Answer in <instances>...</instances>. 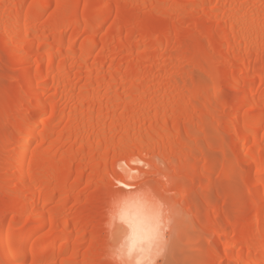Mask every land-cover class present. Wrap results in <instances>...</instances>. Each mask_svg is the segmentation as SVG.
I'll return each instance as SVG.
<instances>
[{"label":"rangeland","instance_id":"1","mask_svg":"<svg viewBox=\"0 0 264 264\" xmlns=\"http://www.w3.org/2000/svg\"><path fill=\"white\" fill-rule=\"evenodd\" d=\"M16 1L19 0H0L2 21ZM35 1L39 2L23 0L22 14H26L29 21L31 19V24L39 26L36 44L46 58L55 56L54 70L49 72L58 74L59 79L54 75V79L40 87L37 86L42 82L40 75L35 76L32 87L38 88L42 100L51 103L53 108L49 106L51 109L48 107L39 117L34 139L17 146L18 131L9 125L16 121L17 115H28L24 110V78L34 67L35 59L26 62L13 59L14 50L21 53L24 50L15 49L18 47L10 45L0 32V238L9 224L12 225L11 234H21L26 228L39 225L35 206L44 209L46 219L56 225L51 228L47 224L41 231L30 234L37 242L28 247L31 255L26 259L22 257L21 260L19 256L5 262L0 251V264H63L64 261L68 264H107L102 227L106 202L114 188H128L131 184L126 182L140 177H146L158 190L165 189L167 199L179 206L167 264L248 263L254 255L256 236L261 233L252 225L254 216L257 211L264 214V202L252 201V193L255 183L264 181V172L255 173L253 181L245 182L242 178L246 167L243 157L249 156L252 142L238 144L241 158L233 139L235 132L228 125L233 104L242 94L234 82L235 77L242 81L249 79L246 77L248 71L245 73L241 67L243 59L249 62L248 76L257 73L260 59H264V35L261 48L246 47L244 52L237 54L232 49L239 42H234L235 34L228 33L225 26L231 23L232 12L235 14L240 9L248 17L255 15L253 11L261 14L259 18L264 27V0H237V3L228 0H40L46 4L45 8L32 22L31 8ZM222 6L226 7L225 11ZM100 7H104L107 20L95 31L92 24ZM65 8H69L72 15L88 10L92 13L77 21L62 23L59 20ZM50 21L53 26L45 29V24ZM88 26L92 30H87ZM65 30L69 37L74 36L72 49L63 44ZM167 34L171 38L162 42V37ZM177 35L178 39L174 38ZM88 43L94 45L93 50L85 49ZM7 45L12 47H9L10 51ZM139 64L142 76H135L137 70L125 76L129 68L135 65L138 68ZM115 72L126 74L112 78L111 74ZM158 74L163 77L156 79ZM253 86L255 97L264 102V79H256ZM82 98L86 100L83 102ZM166 102L170 104L169 110L161 109ZM206 105L211 109L204 110ZM52 112H56V116ZM251 113V105H243L239 122L243 123V117ZM157 116L176 118L180 138L174 129L162 128L154 138L155 142L144 144L143 149L131 144L134 138L135 141L147 138L146 127ZM133 117L138 119L135 121ZM128 120L133 125L130 126ZM261 124L257 133L262 138L264 116ZM86 128L93 135L96 131H105L106 135H111L113 143L127 135L129 146L115 150L112 141H108L97 148L93 135L86 144L79 137L87 132ZM168 137L171 140L178 137L179 143L164 149L162 140ZM28 146L27 163L40 151H55L54 165L62 167L55 175L64 185L49 181V176L41 181H31L33 202L25 204L22 193L16 191L17 180L11 176ZM124 151L133 153L134 157L125 156ZM131 166L134 169L132 176H127L125 171ZM47 168V161H42L37 170ZM80 171L83 177L78 179ZM215 217L220 220L219 227L211 221ZM65 218L73 220L66 225ZM245 228L249 243L238 240ZM64 229L67 234L60 236ZM47 236L53 238L51 248L42 260L35 261L33 255ZM215 237L224 241L217 245V252L211 242ZM225 241L229 246H225ZM26 242V239L20 240L13 251L23 249ZM66 244L69 248L63 247ZM73 245L77 247L73 248ZM239 250L242 252L240 261L229 262L231 252Z\"/></svg>","mask_w":264,"mask_h":264},{"label":"bare ground","instance_id":"2","mask_svg":"<svg viewBox=\"0 0 264 264\" xmlns=\"http://www.w3.org/2000/svg\"><path fill=\"white\" fill-rule=\"evenodd\" d=\"M51 1L58 2L59 0H51ZM51 1H49V2H51ZM228 1L229 2L230 1L231 2L232 1H236V3H237V0H228ZM22 5H23V0H19L18 2L16 1L15 4H13V6L11 7V11L9 12V14L8 15L6 14L7 17L5 19L3 17L4 21H2V19H0L1 20L0 21V32L2 33L4 39L7 40V41H9L8 43H10V45H13L14 47H18V48H15V49H18L19 50V48L20 49L22 48L24 50V53H21L19 51L18 52H15V50H14V53L13 52H12L13 54L11 53L12 54V58L15 59V60H21V61H24V62L29 61L32 58L35 59V61L33 63L34 67L25 75V78H24V83L26 85V97H25V99H26V104H25L26 107L25 108L26 109H24V110H26V113L28 112V115L26 114L27 115L26 117L23 116V115H22L23 117L21 115H19V116L17 115L16 121H14L11 125H9L11 127V129L18 131L17 132V135H16V139H15V143H16L17 146H23L24 144H26L25 143L26 140H28L30 138L32 139V137L34 136L35 129L40 124V118L39 117L41 115H43L44 111L49 106L51 107V103L48 104V102L46 103L45 100H42L43 99L41 97L42 96L41 95L42 92H40L38 90V88H33L32 87V82H33L35 76H37V74L40 75V78H41L40 80L42 82H41V84H39L37 86H40L41 85L40 87H43V86H45V83H47V84L49 83L48 81L50 79H54L53 76L56 75V73L53 75V72H52V75H51L50 72H49V71L54 70L55 63H56L55 56L53 55V57L46 58L45 57V53L40 49L39 45L36 44V38H37L36 35H37V32H39L38 31L39 30V26L36 23L31 24L30 23L31 19L29 21V19L27 18V16H25L26 14L25 15L22 14V10H21L22 7H23ZM45 5L46 4H43L42 1H40V0H39V2H36L35 1V3L33 4L32 8H31V11H32L33 16L35 18V19L34 18L32 19L33 20L32 22H34V20L36 21L37 18L39 16H41V14H42V12H43V10L45 8ZM260 7H262V6H260ZM225 8L223 7V10ZM104 11H105L104 7H100V9L98 10V17H97L95 23L92 24V29H95V31H98L101 28V25L104 24L106 22V20H107V18L104 16ZM258 11L259 10H257V12ZM253 12H255V15H254ZM253 12H252L253 15L252 16L250 15L249 17L246 14H244L243 11L241 12L240 9L237 10V12H234L235 14H233V12H232V15H234V17L231 18V23L226 24L228 26H225L226 30H228V33L230 31V33L231 32L233 33L232 35L235 34L236 38H234L235 39L234 42H236V40H237V42H239L238 44L235 43L236 45L233 44V45H235V47H234V49H232V52L234 51L236 53L237 52L238 53L239 52L242 53L247 48H255V49L261 48V44H262L261 43V40H262L263 35H264V27H263V24L261 23L260 18H259L261 14L260 15L258 14L259 15L258 16L256 14V11H253ZM91 13H92V10H88V11H82L81 14H79V15H77V14L76 15H74V14L72 15L71 12H69V8H65L63 10V12H62V15L60 17L61 19L59 21L62 22V23L73 22V21H77V19H80L82 17L83 18L84 17H87ZM223 15H224V13H223ZM224 16L226 17L227 15H224ZM228 20L230 21V18H228ZM28 21H29V23L31 25L28 24ZM229 21H227V22H229ZM93 25H94L95 28L93 27ZM52 26H53V22L50 21V22H47V24H45L44 28L46 29V28H50ZM92 29H91V26H88L87 27V30H92ZM66 32H67V30H65L64 33L62 34L63 44L69 45L68 49H72L73 46H74V40H75L74 39V36L73 37H69L66 34ZM178 37L179 36L177 35L174 38L178 39ZM169 38H171V36L169 37V35L167 34V35L163 36L161 40H163L162 42H164V40L167 41V39H169ZM92 43H94V42H92ZM92 43H90V44H92ZM242 44H244L246 46L243 47ZM10 45H7L8 46V50L10 48L12 49V47ZM88 45H89V43H88ZM160 45H161V43H160ZM93 46H94L93 44H92V46H90V45L87 46V44H86V48L85 49H88L87 47H89V50H91V49L93 50ZM209 47L211 48L212 45L210 44ZM85 51H86V53L85 52L84 53L87 54L88 53L87 50H85ZM67 52H70V51H67ZM49 56H51V55H49ZM84 58H86V57H84ZM34 59H32V60H34ZM242 63H243V65H241V67L243 66L242 69H243V71H245V73H246V71H248L246 73L247 76H246V74H245V76L247 78H249V79L246 80L244 78L245 81L244 80L242 81L240 79L242 81L241 82L239 80V77H237V76L235 77L234 82L241 88L242 94H241V97L239 98V100L236 101L233 104L234 107H233V110H232V113H231V117H230L231 122H229L230 124L228 123L229 124L228 127H231L233 129V131L235 132V135H234V138L233 139H234L235 144L237 143V148H236L237 150L236 151H237V154L239 156H241V158L243 157V155H241V151H240V148H238V144L240 142H244V141L245 142H250V143L252 142V146L253 147L251 148V150L249 152V156L248 157H245V156L243 157V160H244L243 162H245V166L246 167L244 168V171H243V174H242V178L245 180V182H250V181H253L255 179V176H254L255 173H259V172H262V171L264 172V143H263L264 142L263 141V138L264 137L263 136H262V138L259 137L258 136V133H257V130L261 129V127H262L261 119L264 116V102H260L259 99H257L255 97V94L253 92V89H254L253 88L254 87L253 85H254V82L256 81V79H258V78L264 79V59L263 58L260 59V64L256 68L257 73L256 74H251V77H249L250 76V73H249L250 70H248V67H249L248 60L247 59H243V62ZM137 66L138 65H135L134 67L129 68L127 70V74L125 73L126 75L125 74L124 75L127 76L129 74L134 73V71L137 70L138 72L135 73L137 75H135V74L134 75L136 77L140 76L141 75L140 74V69L142 68V66L140 65L138 68H137ZM45 69H47L48 73H47V71L45 72ZM64 71H66V68H65ZM64 71H61V72H64ZM44 72H45V74H44ZM64 73H67V72H64ZM248 73H249V76H248ZM142 74H144V73H142ZM57 75H56V79H59V77H58L59 75L58 76ZM111 75H112L111 76L112 78H116V79L119 78L120 76H124V75L119 74L118 72H115V73H113ZM158 75L159 76H157L156 79H158L160 77H163L162 74L161 75L158 74ZM64 76H65V74H64ZM64 76H63V78H64ZM100 77H101V74H100ZM154 77H156V76H154ZM99 78H96V79H99ZM94 79H95V76H94ZM139 79H140V77H139ZM57 81H56V84H57ZM53 82H54V80H53ZM62 82H63V79H62ZM93 82H94V80H93ZM64 84L65 83H63V85ZM93 86H94V84H93ZM58 87H59V85H58ZM85 100H86V98H82V101L83 102ZM245 104L251 105V107H252V113L249 116H247V117H243V119H242L243 120V123H242V121L239 122V114H240L241 107L243 105H245ZM52 106H54V105H52ZM101 106H103V105H101ZM50 107H49V109L53 108V107H51V108ZM161 107H162L161 109H163V110H165V109H168L169 110L170 104H168L166 102V103L162 104ZM54 109L56 111V108H54ZM210 109H211V106L210 105H206L204 107V110H206V111L207 110H210ZM55 113L56 112H54V113L52 112L53 116H56V115H54ZM18 114H20L19 111H18ZM163 114H164V111H163ZM164 116L163 117H158L157 116L154 120H150L151 121V124L148 125V127H146L147 128L146 129L147 132L145 133V135H147V138L146 139H143V138L141 139L140 138V139H137L136 141H135V138H134V141H132L133 143H131V144H134L137 148L138 147H142V149H143V145L144 144H145V146H147L146 143L147 144L148 143H151L152 141H154V138L155 137L157 138V133L161 132L162 128H163V130L164 129H167V128L168 129H170V128L174 129L175 131L174 130L173 131L179 137V133H180L179 129L180 128H179V126H178V124L176 122V118L172 119V118L164 117ZM142 117H141V119L143 120ZM103 118L104 117L102 116V119ZM136 118L138 119V117H136ZM137 119H135V121ZM129 122H131V121H129ZM129 124H128V126H129ZM41 125H42V123H41ZM95 125H97V124H95ZM95 125H94V127L96 128ZM98 125H99V123H98ZM112 125L114 126V124H112ZM131 125H133L132 122H131L130 126ZM134 126L136 127L135 124H134ZM90 127H93V126H90ZM102 127H104V126H102ZM110 128H112V126ZM263 129H264V127H263ZM98 130H100V129L98 128ZM110 130H113V129H110ZM86 131H87V128H86ZM89 131H90V129L87 132H83L81 135L79 134V137H81V139L85 143L86 142L87 143L90 142V140L92 138V135L93 134H90ZM128 131H129V129H128ZM139 131H140V129H139ZM104 132H100L99 131V133H98L96 131V134L93 135L96 138V141H97V142H95L94 141V138L92 139V141L95 142V147L99 148L100 145H102V143H106L108 141H112V143H113V140H112L113 138L112 137H109L111 135L108 136V134L106 135ZM93 133H95V132H93ZM106 133H108V132H106ZM123 135H125V134H123ZM76 136H78V135H76ZM178 137L175 138V139H172V140L169 137H168V139L167 138L165 140L163 139L162 140L163 142L161 141L162 142V145H163L162 147H164V149L166 147V149H167V147L170 148V147L176 145L177 143H179L178 142ZM128 138H129V136H128ZM128 138H127V135H126L125 138H121L122 139L121 141H118L117 143L116 142L113 143L112 144V147L115 148V150H116V148H118L120 150H124V148L126 146H129V145H127V144H129L127 142ZM130 139H131V137H130ZM85 143H84V145H85ZM109 145H111V144H109ZM134 147H133V149H134ZM157 147H159V146H157ZM169 148H168V150H169ZM153 151L155 152V149ZM145 152H147V150ZM117 153H119V152H117ZM129 153L125 152L124 154H125V156H130V157H132L134 155L133 153H132L133 155L132 154H129ZM28 154H29V146H28V148H26V150L23 152V154L19 157V159H18V161H17V163L15 165V169H14V171L12 173V176H11V179H13V180L16 178V180H17L16 183L17 184L15 183V185L18 186V188H16V191L18 189L19 192L22 193V195L24 196V199H25L24 200L25 201V204H30L31 202H33L32 195H33V192H34V188L29 183L31 181H41L46 176L47 177L49 176L48 177L49 181H52V182L53 181H56V182L58 181V183L60 185H64L63 184L64 182L62 180H59L58 177H56V175H55L56 172L62 170V167L61 166H55L54 165L55 151H40V152H38V153H36L34 155V157L32 158V160L29 163H27V156H28ZM12 157H13V155H12ZM42 161H47L48 168H47V170H44V171L41 170V171H39L37 169H38V166L40 165V163ZM133 170L134 169L132 168V166L129 167L128 169H126V171H125L126 172V175L127 176H132L131 175V172ZM112 175L115 176V174H113V173H112ZM82 177H83V173L80 171L79 172V175H78V179H81ZM120 180L122 182L123 179H120ZM258 182L259 183L256 182L255 183L256 185H254L255 187H254V190H253V193H252L253 194L252 195V197H253L252 198V201L253 200H256L259 203L260 200L264 202V181H258ZM48 183H50V182H48ZM122 183H124V182H122ZM126 183H128V182H126ZM13 190L15 192V189H13ZM49 191H50V189H49ZM54 191H55V189H54ZM14 192H13V194L15 195ZM52 192H50V194H52ZM260 205H261V203H260ZM34 209H35L34 212H35V214L37 215V217H38V219L40 221L39 225L30 226V227L26 228L21 234H19V233H17V234H11L12 225L9 224L6 227L4 233L2 234V236L0 238V251H1L2 255H3V258H4V261L5 262H8L13 257H19V256H21V260H22V257L24 259H26V257H28V256L31 255V252L29 251L30 249L28 247L34 245L37 242V240H32L33 238H31L30 234H32L34 232H37V231H41V229L44 226H46L47 224L51 228L55 227L56 224H55L54 221H52L51 219H49L50 221L46 219V216H45V213H44V209H42L40 207H37V206H35ZM258 209L261 210V208H259V207H258ZM217 219H219V218H216L215 217L211 221H212V223L217 224L218 227H219L220 225H219L218 222L220 220H217ZM72 220L73 219H71V218H65L64 221H65V223L67 225ZM252 225L254 227H257L256 228L257 230L260 229L261 230V233H259L256 236V239H255L256 242H255V246L253 247L254 248L253 249V252H252V250H250L254 255H253L252 258L250 257L251 260L248 259L249 262L246 263V264H264V241H263L264 240V214H262L261 211H257L256 212V214L254 216V221H253V224ZM247 231L248 230L246 228H245V230L243 229V232H242L241 236H239L240 238L238 240H240V241H247L249 239L248 238ZM219 233L221 234V232H218V234ZM65 234H67L66 229H64L63 231H61L60 236H64ZM225 234H227V233H225ZM22 239H26L27 240L25 247L23 249H20V251L19 250L18 251H15V250L13 251V248H15L17 246L18 242L20 240H22ZM44 240H45V242H44L43 245H41V247L39 248V250L37 252L36 251H33V252H36L33 255V258H34L35 261L37 259L38 260H42L43 257H45V255H46V251L51 248L50 244H51V241L53 240V238L47 236ZM221 241H220V239L218 237H215V238L212 239L211 242L213 243L212 245L215 246V250H216L217 245L218 244L219 245L221 244ZM227 241H225L226 243H224V244H226L225 246H227L229 244V243L227 244ZM223 242L224 241H222V244H223ZM247 242L249 243V241H247ZM74 245H77V244H74ZM74 245H73V248L75 247ZM63 247H68V245L67 246L64 245ZM65 249L66 248H64V250ZM213 249H211V250H213ZM60 251L62 252L63 251V248ZM213 252H215V251L213 250ZM216 252H217V250H216ZM231 254L232 255L229 258V262H232V263L237 262L241 258V256H242L241 255L242 252L240 250L237 253H234V252L232 253L231 252ZM243 257H245V255ZM69 259L70 258H68L67 260H69ZM73 259H75V258L73 257ZM241 263H242V261H241ZM243 263H245V260L243 261ZM16 264H18V263H16ZM63 264H68V262L64 261Z\"/></svg>","mask_w":264,"mask_h":264},{"label":"clouds","instance_id":"3","mask_svg":"<svg viewBox=\"0 0 264 264\" xmlns=\"http://www.w3.org/2000/svg\"><path fill=\"white\" fill-rule=\"evenodd\" d=\"M114 188L103 214L107 264H167L179 206L146 177Z\"/></svg>","mask_w":264,"mask_h":264}]
</instances>
